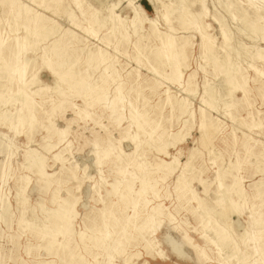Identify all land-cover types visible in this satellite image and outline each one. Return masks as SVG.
Returning a JSON list of instances; mask_svg holds the SVG:
<instances>
[{
  "label": "rangeland",
  "instance_id": "rangeland-1",
  "mask_svg": "<svg viewBox=\"0 0 264 264\" xmlns=\"http://www.w3.org/2000/svg\"><path fill=\"white\" fill-rule=\"evenodd\" d=\"M240 1L0 0V264H264Z\"/></svg>",
  "mask_w": 264,
  "mask_h": 264
},
{
  "label": "bare ground",
  "instance_id": "bare-ground-1",
  "mask_svg": "<svg viewBox=\"0 0 264 264\" xmlns=\"http://www.w3.org/2000/svg\"><path fill=\"white\" fill-rule=\"evenodd\" d=\"M14 2H15V0H13ZM240 1V0H239ZM249 5H253L254 7H255V13L256 14H258L259 12H261L262 13V16H261V19L264 21V5H262V4H264V0H245ZM14 2H12V4L11 5H13V3ZM159 2V1H158ZM241 2V1H240ZM16 3V2H15ZM242 3V2H241ZM256 3H262V4H260V5H256ZM245 4V3H244ZM79 10V9H78ZM157 28V27H156ZM252 28H254L253 26H252ZM37 29V28H36ZM38 32V31H37ZM247 32V31H246ZM245 32V33H246ZM40 33H44V31L42 30ZM57 46L56 45H54V49L56 48ZM164 48V47H163ZM164 50V49H163ZM167 54H168V58H169V60L170 61H172V62H174L175 61V54H174V52L171 50V46H169V47H167ZM165 53V52H164ZM259 54H260V52H259ZM55 55H57L56 53H55ZM263 57V56H262ZM259 58V57H258ZM230 63V62H229ZM61 64L62 63H57V66H61ZM230 67H232V66H230ZM252 67V66H251ZM253 68V67H252ZM18 69V68H17ZM16 69V70H17ZM23 70H24V68H23ZM44 70V69H43ZM46 70V69H45ZM18 72V71H17ZM179 76H180V74H179ZM170 78V77H169ZM178 78V77H177ZM220 85V84H219ZM221 88V87H220ZM217 95V94H216ZM205 97H206V99H205ZM205 97H204V100H202V101H204V102H206V103H208V100L209 99H207L208 97H211V93H210V91L209 90H207L206 91V93H205ZM203 99V98H202ZM228 104V103H227ZM201 127H202V125H201ZM63 136H65V135H63ZM127 141H129V140H127ZM221 186V185H220ZM198 197V196H197ZM233 212V210H232V208L229 206V205H227V206H225L222 210H221V213L222 214H224V215H229V214H231ZM228 217V216H227ZM239 219V218H238ZM240 223V222H239ZM232 226H233V224H232ZM231 226V227H232ZM242 228V227H241ZM236 232V231H235ZM175 240V239H174ZM175 244V243H174ZM177 245V244H176ZM173 249V248H172ZM182 249V248H181ZM180 250V249H179ZM177 253L178 254H180V252L177 250ZM177 255V254H176Z\"/></svg>",
  "mask_w": 264,
  "mask_h": 264
}]
</instances>
